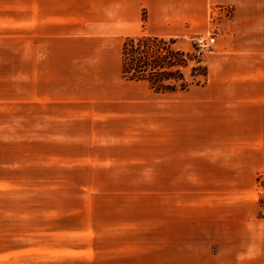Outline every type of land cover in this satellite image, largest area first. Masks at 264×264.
<instances>
[{
	"label": "rangeland",
	"instance_id": "rangeland-1",
	"mask_svg": "<svg viewBox=\"0 0 264 264\" xmlns=\"http://www.w3.org/2000/svg\"><path fill=\"white\" fill-rule=\"evenodd\" d=\"M216 9L217 14H232L229 6ZM217 32L212 28L171 46L199 53L196 40L217 38ZM14 35L21 39L20 32ZM166 40L162 47L169 44ZM124 41L107 61L108 69H117L118 85L123 87L130 83L122 76ZM215 47L216 43L200 52L207 74L205 58ZM35 48L30 46L31 58ZM83 48L72 45L70 62L60 61L59 71L67 64L73 69L70 77L59 78L56 95L68 93L65 84L80 97L94 92L87 87L94 79L93 62ZM22 50L18 44L0 43V264H229L228 255L215 254L228 238L214 221L213 206L189 205L198 196L188 186V176L183 205L181 176L165 174L164 120L158 119L157 127L62 124L119 118L102 102L45 99L52 94L45 86V62L23 59ZM192 68L190 62L183 69L187 82L193 81ZM199 81L191 86L207 83L208 75ZM135 82L150 88L146 81ZM104 136L115 142L108 144ZM261 185L259 176L262 205ZM94 208L93 216L77 214ZM92 223L99 232L95 244H101L96 256L93 247L88 249L92 233L84 234Z\"/></svg>",
	"mask_w": 264,
	"mask_h": 264
},
{
	"label": "crops",
	"instance_id": "crops-1",
	"mask_svg": "<svg viewBox=\"0 0 264 264\" xmlns=\"http://www.w3.org/2000/svg\"><path fill=\"white\" fill-rule=\"evenodd\" d=\"M217 6H229L232 14H217ZM212 28L218 30L216 47L205 58L208 81L203 85L177 93H156L135 81L123 87L118 85L117 69L107 67L115 56L111 52L128 37L180 42ZM17 31L21 39L14 38ZM0 39L23 46V59L45 62V86L52 91L45 99L102 102L119 118L62 124L157 127L158 119L164 120L165 174L181 176L183 205L188 176V186L198 196L189 205L213 206L214 221L228 238L215 254L228 255L229 264H264L259 188L264 173V0H0ZM75 44L85 46L81 51L93 62L94 79L87 87L94 92L80 97L65 84L68 93L56 95L59 78L70 77L73 69L67 64L59 71V63L70 62ZM31 45L37 51L32 50V58ZM42 71L38 69L39 78ZM41 85L39 80V89ZM122 88L128 91L121 92ZM114 139L103 140L109 144ZM169 191L170 187L167 196ZM77 214L93 216L96 209ZM89 230L93 242L88 249L93 247L96 256L101 246L95 244L96 224L86 227V236Z\"/></svg>",
	"mask_w": 264,
	"mask_h": 264
},
{
	"label": "trees",
	"instance_id": "trees-1",
	"mask_svg": "<svg viewBox=\"0 0 264 264\" xmlns=\"http://www.w3.org/2000/svg\"><path fill=\"white\" fill-rule=\"evenodd\" d=\"M167 40L154 36L128 37L122 48V76L130 81H146L158 93L186 91L198 84L199 77H207L202 66L201 53H186L174 49L175 39ZM193 63L192 82H187L183 69ZM174 84H168V83Z\"/></svg>",
	"mask_w": 264,
	"mask_h": 264
},
{
	"label": "built area",
	"instance_id": "built-area-1",
	"mask_svg": "<svg viewBox=\"0 0 264 264\" xmlns=\"http://www.w3.org/2000/svg\"><path fill=\"white\" fill-rule=\"evenodd\" d=\"M216 43V37L215 36H210L209 39H206L204 37H200L196 40V47L198 52L200 53L201 51H204L207 48L212 47ZM260 181L262 182V188H264V174L260 176ZM264 194V190H263ZM262 207V214L264 215V198H263V204L261 205Z\"/></svg>",
	"mask_w": 264,
	"mask_h": 264
}]
</instances>
